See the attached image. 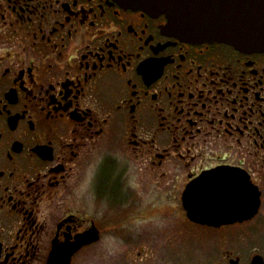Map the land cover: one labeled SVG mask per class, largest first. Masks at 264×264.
<instances>
[{"label": "flooded vegetation", "instance_id": "af4514ba", "mask_svg": "<svg viewBox=\"0 0 264 264\" xmlns=\"http://www.w3.org/2000/svg\"><path fill=\"white\" fill-rule=\"evenodd\" d=\"M200 177L247 217L191 220ZM91 227L70 264H264V49L124 0H0V264Z\"/></svg>", "mask_w": 264, "mask_h": 264}, {"label": "water", "instance_id": "95a60500", "mask_svg": "<svg viewBox=\"0 0 264 264\" xmlns=\"http://www.w3.org/2000/svg\"><path fill=\"white\" fill-rule=\"evenodd\" d=\"M130 6L154 9L167 14L171 29L180 37L192 41H222L240 49H264V0H124ZM213 176L218 173L215 170ZM210 174V175H211ZM230 175V174H229ZM203 177L190 184L184 193V205L191 220L208 225H220L241 217V206L230 203L223 191L203 186ZM202 187H204L202 189ZM218 193L221 197H218ZM189 196V200L188 197ZM259 207V194L248 216ZM99 231L91 227L73 241L55 245L47 264H70L71 258L83 245L99 239Z\"/></svg>", "mask_w": 264, "mask_h": 264}]
</instances>
